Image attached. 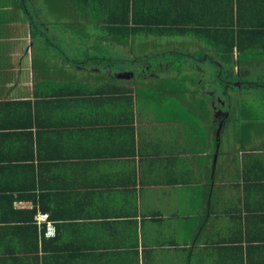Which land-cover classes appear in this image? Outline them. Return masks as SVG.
<instances>
[{"label": "crops", "instance_id": "crops-1", "mask_svg": "<svg viewBox=\"0 0 264 264\" xmlns=\"http://www.w3.org/2000/svg\"><path fill=\"white\" fill-rule=\"evenodd\" d=\"M255 95L264 0H0V102L34 106L32 146L0 135V264H264L262 127L223 148Z\"/></svg>", "mask_w": 264, "mask_h": 264}, {"label": "trees", "instance_id": "trees-1", "mask_svg": "<svg viewBox=\"0 0 264 264\" xmlns=\"http://www.w3.org/2000/svg\"><path fill=\"white\" fill-rule=\"evenodd\" d=\"M20 5L24 3L25 0H14ZM37 34L35 25L32 26V36ZM238 39L232 38L229 41L220 45V50L226 56L231 54L233 49L236 47L238 50L243 51L241 44L238 45ZM122 93H128L126 90L121 91ZM34 114V106L31 101H8L0 102V135H6L4 132H8L7 136L10 139L12 146H20L19 138L20 136L26 137L24 143L30 142L33 144V135L31 133V128L34 125L33 119L31 118ZM19 132V133H17ZM6 136V137H7ZM29 137V138H27ZM14 158H11L12 161ZM19 159V158H16ZM36 206V200H34ZM13 205V200L11 206ZM33 215L37 213L36 207L33 210Z\"/></svg>", "mask_w": 264, "mask_h": 264}, {"label": "rangeland", "instance_id": "rangeland-1", "mask_svg": "<svg viewBox=\"0 0 264 264\" xmlns=\"http://www.w3.org/2000/svg\"><path fill=\"white\" fill-rule=\"evenodd\" d=\"M164 43L165 42H163L162 44H164ZM157 44L158 43H156L155 41H152V42H148L147 46L154 47ZM26 80H28V79L26 78ZM139 84H141V83H139ZM155 86H156V84H155ZM141 87H144V86H140V88ZM140 91H142V89ZM244 100H245V102L241 103L242 105L240 106V109H241L240 113H239V110H237V109L235 111L236 113L235 112L230 113V114H232V116H233V114L235 115V120L232 121V123L225 129L226 131L229 132V135L226 134V131H225V134H223V141L225 143L223 145V148H225L227 146L233 147V148L238 146L237 138H238V134H239L238 133L239 132V127H238V124H239L238 115L239 114H241L240 116L242 117L243 120L245 118L247 120V122H249L248 123L249 126L251 125V127H252V125H253V127L256 129L257 128L259 129L260 126L262 127L259 131H257L256 133L253 134V138L251 139L252 145L256 146L259 143H264V98H260L257 95H255V96H253V98H246ZM154 104L151 105L149 103L145 107L148 108L149 110L151 109V111H152ZM235 105H237V104H235ZM242 125H245V123L243 122Z\"/></svg>", "mask_w": 264, "mask_h": 264}, {"label": "built area", "instance_id": "built-area-1", "mask_svg": "<svg viewBox=\"0 0 264 264\" xmlns=\"http://www.w3.org/2000/svg\"><path fill=\"white\" fill-rule=\"evenodd\" d=\"M36 222L40 226H45L44 236L47 239L55 238L57 235V229L53 222L49 221L48 215L39 214L36 217Z\"/></svg>", "mask_w": 264, "mask_h": 264}]
</instances>
